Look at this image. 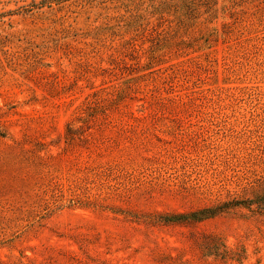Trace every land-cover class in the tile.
<instances>
[{"label": "rangeland", "instance_id": "rangeland-1", "mask_svg": "<svg viewBox=\"0 0 264 264\" xmlns=\"http://www.w3.org/2000/svg\"><path fill=\"white\" fill-rule=\"evenodd\" d=\"M263 194L264 0H0V264H264L193 216Z\"/></svg>", "mask_w": 264, "mask_h": 264}, {"label": "trees", "instance_id": "trees-1", "mask_svg": "<svg viewBox=\"0 0 264 264\" xmlns=\"http://www.w3.org/2000/svg\"><path fill=\"white\" fill-rule=\"evenodd\" d=\"M227 204H246L245 206L247 207H251L252 204H256L257 209L259 211H264V194L263 195H257L255 198L253 199H248V200H232L229 201L227 203H225L224 205L218 206V207H209V208H204L201 211L193 214V216L196 218L203 216L204 214H214L217 210L221 209V208H225ZM256 209V210H257Z\"/></svg>", "mask_w": 264, "mask_h": 264}]
</instances>
